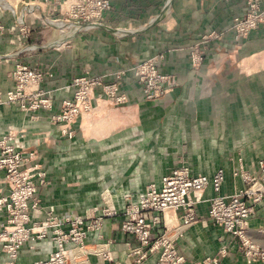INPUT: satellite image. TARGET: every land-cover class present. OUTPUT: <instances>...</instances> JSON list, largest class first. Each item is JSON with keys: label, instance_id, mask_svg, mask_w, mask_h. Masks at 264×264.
I'll list each match as a JSON object with an SVG mask.
<instances>
[{"label": "crops", "instance_id": "0c3cea01", "mask_svg": "<svg viewBox=\"0 0 264 264\" xmlns=\"http://www.w3.org/2000/svg\"><path fill=\"white\" fill-rule=\"evenodd\" d=\"M111 3L113 11L102 20L104 25L89 34L66 36L57 30L52 34L37 23L30 39L24 42L16 40L17 34L9 31L15 23L12 11L0 7V26L5 27V31H0V89L4 91L14 86L9 74L18 62L41 67L43 63H51L56 76L46 86L57 90L54 104L55 110H59L64 99L74 96L73 79L101 75L108 82V74L163 52L167 56L164 70L175 73L180 80L181 88L155 105L143 100L141 88L129 78L122 88L128 95V109L109 118L105 116L107 102L99 100L97 115L79 118L73 126V139L64 137L56 126L48 123L44 112L40 114L41 122L31 125L17 106H0V136L11 126L24 128V149L37 154L35 161L49 175L51 183L39 189L45 211L53 208L58 214L87 216L89 210L101 203L104 190L115 192L108 198L112 197L118 215L105 220L100 232L102 240L97 234H90L86 240L88 247L110 242L107 247L110 259L92 253L90 264H132L128 251L138 243L119 230L125 218L124 197L132 192L136 193L133 196L136 199L147 185L160 186L162 178L181 165L171 154L170 137L176 130L171 128L172 116L186 130L184 143L190 154L186 165L193 173L213 178L218 170L225 171L220 192L223 196L243 186L232 175L239 157L247 166L264 159V69L259 65L264 61V24L241 43L235 41L230 30L233 19L245 14V1L111 0ZM129 24L135 26V31L128 32L127 36L132 37L124 42L126 35H118L113 28L121 30ZM209 31L223 34L222 40L213 41L208 60L201 68L193 69L187 48ZM68 42L71 46L67 48ZM28 44L30 52L25 51ZM100 134L105 138L100 139ZM196 153L202 155L196 157ZM9 191L4 174L0 173V196ZM214 195L212 187L208 188L204 201L197 206V222L177 238V249L187 264L214 257L223 248L228 253L217 258L218 264H264L261 258L248 263L240 240L209 219L208 200ZM179 215V211L168 212L172 228L178 224ZM4 217L0 214V223ZM247 236L264 251V201L249 221ZM50 249H53L51 242H40L32 252L21 251L18 264H34L46 258ZM5 257L0 245V264H4ZM157 259V255H152L145 264H156Z\"/></svg>", "mask_w": 264, "mask_h": 264}, {"label": "built area", "instance_id": "2783aa9c", "mask_svg": "<svg viewBox=\"0 0 264 264\" xmlns=\"http://www.w3.org/2000/svg\"><path fill=\"white\" fill-rule=\"evenodd\" d=\"M4 1L11 8H6V5L1 2L0 7L12 11L14 14L15 23L9 28V31L14 35L17 34L15 39L19 42L30 39L32 30L37 23L43 28L53 26L59 30V34H64L71 25H75L73 27L75 30L79 28L78 24L84 27L96 25L112 9L111 0ZM246 3L248 8L246 17L235 18L230 27L236 41L246 38L264 23V0H246ZM19 6L22 8L21 13L17 12ZM72 21L73 24H71ZM67 22H70L69 25L66 24ZM0 31H5V27L0 26ZM221 39L222 36L215 31L201 36L193 49L194 60L196 56H199L198 63H200L208 53L210 47L208 42ZM30 49L31 46L26 45L25 51L30 52ZM134 77L140 86H144V97L150 100L162 98L170 83L166 82L165 77L157 75L154 65L138 67ZM13 79L18 84L19 93L16 94L18 96L11 92L8 93L6 102L11 104L13 101H17L16 104H20L22 109H25L26 99L34 90L38 91L42 76L38 73V69L18 62ZM72 85L80 88L81 91L75 92L73 98L65 102L63 108L69 112L63 120L59 119L60 121L72 122L76 118H81L83 114L93 113L97 109L96 102L99 100L110 99L117 103H123L125 98L120 97L117 93L121 85L118 79L113 83H106L102 78L75 79L72 81ZM23 87H25L26 92L24 93L26 94H21ZM96 88L101 89L98 94L94 93ZM73 135V132L69 133L70 137ZM0 147H2L4 156L10 155L7 160L0 159V169L4 170L8 182L14 185H10L13 203L16 206L22 204L20 213L26 215V200L30 197L36 201V204L39 203L40 187L48 186L46 172L40 170L38 166H31L30 171L26 172L29 158L24 157L18 146L12 145L11 139L7 141L5 138L3 146ZM249 170L252 172H248L246 175H238L235 172L234 176H241L245 186L238 192L223 196L220 194L225 180V172L222 169L218 170L213 178H210L205 175H195L190 166L180 165L162 178L160 186L151 184L143 192H140L136 199L126 200L124 216L127 219L123 221L121 231L133 236L138 243L136 246H131L128 251V257L131 258L132 264H145L152 255L158 256L156 264H187L185 257L177 249L176 241L187 228L197 222V206L204 201V194L210 187L215 195L208 200L210 202L209 219L223 228L225 232L240 240V249L248 263L254 262L258 258L264 260V251L247 236L249 221L256 214L257 206L264 201V160H259L256 162L255 168L250 167ZM13 203L9 201L8 197H1L0 214H2L1 212L9 213ZM178 211L180 212L178 226L174 225V229L172 228L173 222L168 220L167 214ZM110 212L111 216L118 215L113 206L110 207ZM48 216H54V211H50ZM81 221L78 226L69 228L72 233L70 242H63L58 238L55 243L57 250L52 254L53 257L46 262L35 264H65L64 253L66 251H70L73 256L70 264H90L89 254L91 251L86 249V240L90 234L100 231V227L97 224L92 226L91 220L84 223ZM9 223L8 220L0 223V244L6 251L4 264H16L19 259L17 250L22 246V240L10 237ZM44 227L47 225L44 224ZM98 238L103 239L102 236ZM109 243L99 244L100 247L97 251L103 255L105 260L110 259L107 248ZM226 253V249L220 252L223 258ZM78 257L84 258L83 261L76 262ZM209 261L218 264L217 258H208L192 264H207Z\"/></svg>", "mask_w": 264, "mask_h": 264}, {"label": "rangeland", "instance_id": "374dc122", "mask_svg": "<svg viewBox=\"0 0 264 264\" xmlns=\"http://www.w3.org/2000/svg\"><path fill=\"white\" fill-rule=\"evenodd\" d=\"M244 1H245V5H246L245 14L237 15L235 18L243 19L244 17H246V14L248 12V8H247L246 0H244ZM21 10H22V8H20V6H19L17 8V12L21 13L22 12ZM111 11H113V7H112ZM69 23L70 22H67L66 24L69 25ZM71 24H73V21H72ZM78 25H79L78 26L79 28L77 30H75L73 28L75 25L74 26L71 25V27L68 28V29L65 28L66 30H65V33L63 35L68 36V35H72L73 33H82V32L83 33L85 32V33L89 34L90 31H95L94 29L99 28L100 25H104V24L101 21V22L97 23L96 25H88L86 27H84L81 24H78ZM260 26L258 27V29L260 28ZM163 28H166V27L164 26ZM46 29L47 30H51L52 34L56 30L59 31L57 28H55L53 26L52 27H47ZM258 29H256V30H258ZM113 30L117 31L118 35H122V34L126 35V36L123 37V41L127 42L126 39L127 38L129 39V38L132 37L130 35L127 36V34H128V32H131L133 30L135 31V26L132 25V24H129V25H124L121 30H115V28H113ZM256 30H254V31H256ZM231 31L233 32V30H231ZM211 32H213V31H209L208 33H211ZM215 32H217V31H215ZM217 33L220 36L223 37V34H221L220 32H217ZM205 34H207V33H205ZM205 34H203V35H205ZM233 34H234V32H233ZM250 35L251 34H249V36ZM249 36H247L246 38H243L241 40H238V41L235 40V41L237 43H241L242 41L247 39ZM200 39H201V37H200ZM218 41H220V40H218ZM196 43L197 42H194V44L189 45V47L187 48L188 57H189V63L191 64L193 69L201 68V66L206 62V60H208L207 57L209 55V53H207L206 56L203 58V60L200 63H198L199 56H196L195 60H194V56L192 55V53H194L193 49H195ZM211 43L212 42H208L209 45H211ZM69 46H71L70 42H68V45L67 44L65 45V47H67V48ZM172 50H170V51H172ZM0 61H2V60H0ZM22 63L24 65H28L29 67H31L33 69H38V73L42 76V81L40 83L38 91L34 90L32 93H30L29 97L26 99L27 103H26V108L25 109H22L20 104L19 105L16 104L17 101H13L11 104H7L6 100L8 98V93L11 92V93H13V95H16V94L19 93L18 84L15 83V80L13 79V74L16 73V65L17 64H15L14 69L9 74V79H10L11 82L14 83V86L11 89L10 88L5 89V91L3 89H0V106H2V105H7V106H10V107L11 106L12 107H16L17 106L21 110V112H23L24 115L30 119L29 122H30L31 125H35L37 122L40 123L41 122V118H42V117H40V114H43V112H44L45 114H47V117H48V120H49L48 123H51L53 126H56V128H58L60 130L61 134L64 137H66L68 139H73L75 137V131L73 129V126L77 123L79 118L74 119L72 122H68V121H65V120L64 121H60L59 119L63 120L64 117H66L68 112H69L68 110L66 111L63 108L65 106L64 105L65 102H68V98L64 99L61 102L59 110H55V104H54L55 99H54V97H55V93H56L57 90L54 89V88L46 86V83L48 81H50V80H53L54 77L56 76V74H55L56 72L52 68L53 64H51V63H48V64L43 63L44 67H41L40 65H37V64L32 65V64L27 63V62H25V63L22 62ZM145 65H150V66L154 65L156 70H157V75L165 77L166 78V82H168V81L170 82L168 84L167 91H166L165 95L162 98L157 99V100H150V99L145 98L144 95H143V100L145 102H150V103H153L155 105L159 104V103L163 102L165 100V98L170 93L175 92V90L181 88L180 80H179L178 76L175 73H173V72H169V71L164 70L166 65H167V56H166L165 52L158 53V54H156L154 56H151V57H149L147 59H144V60H142V61H140L138 63H135V64L131 65L130 67H127L125 69H121V70H119L117 72H114L112 74H108L107 77H110V81H108V82H106L104 80V76H101V75H96V76L82 75V76L77 77L75 79L102 78L103 81L106 82V83H113V82H115V80L118 79V82L121 83V85H120L117 93H118V95L120 97H125L123 99V103H117L116 101H112L110 99H108V100L107 99H103V101L107 102V106H106L107 108L105 109L107 112H105V114H106L105 116H108L109 118H111L112 114H115V113H117L119 111L120 112L121 111H125L126 109H128V104H129L128 103L129 102L128 95L126 94V91L122 90V88H123V84L129 78H132V80L141 88L142 94H144L143 90L145 88H144L143 85H141V86L139 85L137 79H135V77H134V73H135V70L138 67L139 68L140 67H145ZM259 65L262 66L261 69L263 70L264 69V61L261 64H259ZM252 74H254V72H252ZM75 79H73V80H75ZM197 82H198V80H197ZM195 84L197 85L198 83H195ZM72 87L74 88V95H75V92H80L81 91L80 88L74 87L73 85H72ZM100 91H101L100 88H96L94 93L98 94ZM24 92H26L25 87H23L21 94H26ZM16 96H18V95H16ZM96 111H97V109L94 110V112L91 113V114H87V113L83 114L81 116V118H83L84 116H90V117L93 118L95 115H97ZM111 111H113V112L111 114H108ZM127 114L129 115V113H127ZM124 115H126V114H124ZM103 118H105V117L103 116ZM171 119L172 120H170V121H171L172 130L174 128L176 129L174 132L172 131V136L170 137V141H171L170 143L173 144V151H172L171 154H172V156L175 155L174 157L178 159V162L181 165H186L187 162L189 161L188 159H189V155H190L189 152L186 151L187 150L186 149V144L184 143V138H185L184 135L186 133V130H185V128L180 127L179 121L176 120V117L172 116ZM133 125H137V124H133ZM90 127H92V125ZM70 132H73V134H74L72 137L69 136ZM98 135H99V132H98ZM99 137H101V134H100ZM5 138L7 139V141H8V139H11L12 145L13 146H18V149L22 151V153L24 154V157L29 158V161L27 162V166H26V170L25 171L26 172L30 171V167L31 166H38L40 170H42V171L44 170V172H46V179H47L48 185H49L51 183V181H50L49 175L47 174V171L45 170V168L41 167L35 161V160H37V157H38L37 154L34 151L32 152V151L24 149V144H25V140H26V131H25V129L20 127V126L19 127H16V126L9 127L7 129V132L3 133L0 136V146H3V144L5 142ZM102 138H105V136H102L100 139H102ZM160 140L163 141V136L161 137ZM199 141H201L200 138L197 139V142H196L197 146L199 145ZM201 155H202V153H196L195 154L196 157L197 156H201ZM9 157H10V155H5V156L3 155L2 147H0V159H6L7 160V159H9ZM259 160H262V159H259ZM259 160L253 161V162H251L249 164V166H247L246 162L242 158H240V157L238 158L236 167L232 170V175L235 178V180H237V181H239V182H241L243 184L242 188L245 186L244 185V180L242 179L241 176L235 177L234 173L237 172L238 175H240V174L241 175H246L248 172L249 173L252 172V170H249L250 167H254L255 168V164ZM0 173L4 174V170L0 169ZM4 181L9 186L10 185L14 186L10 182H8L9 180L6 178L5 174H4ZM149 185H151V184H149ZM149 185H147L146 187H148ZM11 188L12 187H10L9 193H7L4 196H0V198L6 196V197L9 198V201L11 203H13L14 201H13V197L11 196ZM242 188H239V189L237 188L236 192H238ZM108 191L104 190V192L101 194V203L97 207L92 208L91 210H89V212L86 213V214H88L89 217L88 216H81L80 214H61V213L58 214L56 212H54V216H48V213L50 211H52V210L54 211V209L50 208L49 210L45 211V208L43 209V199H42L41 195L39 194L40 202L37 203V204H36V201L33 200L30 197L26 200V202H25L26 206H27V208L25 210L26 215L20 213V208L23 207L22 204H20L19 206H16L15 203H13V206H12L11 211L9 213L1 212L2 214L5 215L4 219L1 222H5L6 220H8L10 222L8 224V228H9L10 233H11L10 237L13 238V239L22 240L21 241L22 242V246L17 250V252L19 254V258L21 256V251L27 250V251H31L32 252V251L37 249V244H39L40 242H49V243L51 242V244L53 246V249H50V252L47 255V257L43 258V259H38L37 261L34 262V264L38 263V262H40V263L41 262H46L48 259L53 257L52 254L55 253L56 250H57L55 248V243H56L57 239L59 238L63 242L64 241L70 242L71 241V237L70 236H71L72 233L69 231V228L73 227V226L74 227L78 226L79 225V221H81V220H84V221H81L82 223L88 222L89 220H91V225L92 226H95V224H97L100 227V231L96 232L95 234H97L98 237L99 236L103 237V235L100 232L102 231V228L104 226L105 220L115 217L113 215L112 216L110 215V213H111L110 212V207H111L110 205H112V203H114L112 201L113 199H112V197L108 198V196H110V195L111 196L115 195V192L114 191L111 192V190H108ZM135 194L136 193H132V192L131 193H126L125 197H124L125 202H126V200L128 201L131 198L133 199V196H135ZM209 209H210V202H209ZM116 212H118L117 208H116ZM124 217H126V216H124ZM125 219H127V217L124 218L123 221H125ZM123 221H121V223H120V229H119L120 231H121V225H122ZM51 223H53V224H51ZM44 224H46L47 227H44ZM54 224H56V225L54 226ZM62 239H64V240H62ZM0 245H1L2 251H4V253H5L6 251L3 250V245L2 244H0ZM99 247L100 246H98V244L95 245V247H88V245L86 244V249L91 251L90 254L97 253V255H102V254H99V252H97ZM223 249H221L217 253L216 256H214V257L213 256H209L206 259H208V258L216 259L218 257L222 258L220 252L223 251ZM225 249L227 250V248H225ZM90 254H89V256H90ZM108 254H110L109 251H108ZM71 258H73V256H71L70 251H66L64 253L65 264H70ZM83 259L84 258L80 259L78 257L76 259L77 260L76 262L83 261ZM18 262L19 261H17L16 264H18ZM207 264H212V263H211V261H209V262H207Z\"/></svg>", "mask_w": 264, "mask_h": 264}, {"label": "bare ground", "instance_id": "6f19581e", "mask_svg": "<svg viewBox=\"0 0 264 264\" xmlns=\"http://www.w3.org/2000/svg\"><path fill=\"white\" fill-rule=\"evenodd\" d=\"M0 2H1L2 4H5V1H4V0H0ZM5 5H6V4H5ZM8 7H9V6L6 5V8H8ZM9 8H11V6H10ZM112 201H113V200H112ZM111 206L115 207L113 203H112Z\"/></svg>", "mask_w": 264, "mask_h": 264}]
</instances>
